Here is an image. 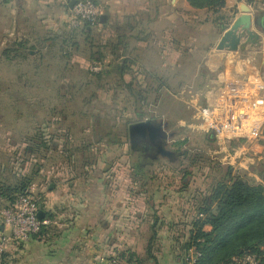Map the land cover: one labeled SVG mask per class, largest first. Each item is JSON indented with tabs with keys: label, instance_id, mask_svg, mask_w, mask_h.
<instances>
[{
	"label": "crops",
	"instance_id": "obj_1",
	"mask_svg": "<svg viewBox=\"0 0 264 264\" xmlns=\"http://www.w3.org/2000/svg\"><path fill=\"white\" fill-rule=\"evenodd\" d=\"M19 1L0 0V9L17 8L21 13L23 7L18 5ZM23 1L27 7L33 4V15L45 19L43 28L47 23H53L55 12L64 11L66 4V0ZM96 1L107 20L101 30L110 36L120 28L126 31L129 39L126 58L134 63V68L139 67L144 72L149 81L148 88L155 83L158 91L164 90L163 75L168 78L169 73L181 79L177 94L184 90L186 83L181 81L189 78V72L191 80L198 85L202 79L206 80L211 90L201 93L203 106H191L198 127L203 128L206 122L202 110L212 109L218 103L228 81L235 78L264 81V0H226L225 7L218 14L208 9H195L188 0ZM244 4L257 17L258 27L254 26L253 30L258 37L246 50L218 51L216 47L223 33L242 14ZM64 13V23H67L68 16ZM219 15L225 19L217 24L214 20ZM43 30V35L33 32V40L47 38L53 31ZM0 31L6 34V30ZM140 32H143L141 36ZM15 36L14 45L20 40V34ZM35 47L44 49L47 46L33 41V49ZM35 52L33 50V56ZM160 72L163 75L158 74ZM131 78V75L127 76V79ZM250 143L242 149V155L255 150L254 158L262 159L264 136ZM116 151L107 150L103 157L99 156L94 166L82 170L85 176L73 179L67 168H61L51 181L46 180L47 191L40 189L42 211L45 216L49 213L57 215L64 226L53 233H45L41 240L32 239L9 246L5 252V264H110L109 260L120 254L145 257L154 230L157 236L153 253L158 264H183L179 236L190 230L194 194L206 186L199 188L192 181L188 186L160 181L153 185H135L131 167H114L117 153L121 158L123 155L122 150ZM156 173L162 178L169 175V171L160 172L159 169ZM4 174L0 181L8 178ZM1 205L9 203L4 199ZM0 232L8 233L1 222ZM153 263L151 259L148 264Z\"/></svg>",
	"mask_w": 264,
	"mask_h": 264
},
{
	"label": "rangeland",
	"instance_id": "obj_2",
	"mask_svg": "<svg viewBox=\"0 0 264 264\" xmlns=\"http://www.w3.org/2000/svg\"><path fill=\"white\" fill-rule=\"evenodd\" d=\"M20 4L23 7L21 13L17 12V8L14 10H9V7L0 9V30H6V34L0 31V179L3 173L11 177L14 169L22 173L28 170L33 171V164L36 161L43 162L41 155H37L33 163V151L27 153L29 147L33 149V142H30V139L39 128L43 129L47 135L57 132V127L53 125L56 120L62 121L60 124L62 132H59L60 141L66 140L64 134L71 135L73 144L68 148L74 151V159L81 167L87 160L83 158L80 151L75 152V149L82 148L84 141L91 140L93 133L91 117L97 114L95 112H100L93 111L92 116H86L84 111L89 109L87 111L89 112L91 106L85 105V99L93 98V94L97 92L100 100L94 97L93 104L97 103V100L99 104L103 102L109 106L114 104V92L108 94L104 91L107 85L105 88H97L96 85L89 88L86 87L87 85L84 86L91 79L88 74L91 65L88 60V45L82 43L80 51L73 47L71 58L59 52L62 44L61 37L69 31V27L64 23L65 10L56 11L53 23H47V26L43 28L42 21L45 19H40L39 15H33V4L27 7L23 0L18 2V5ZM43 29L53 30L49 31L51 36L47 37L49 38L47 42L41 40L42 37L33 40V32L37 31L43 35ZM17 33L20 34L19 42L25 44L24 49L18 50L14 45ZM57 37L60 38L57 41L54 40ZM84 40L85 38H80L81 42ZM33 41L44 43L47 47L33 49ZM33 50L36 51L34 56ZM158 74L163 75V72ZM169 75L168 78L163 76L164 82L171 89L156 92L157 85L152 83L156 86L151 84L150 90L152 91L149 92L148 102L144 109L146 113L156 116L163 126H157L155 131L150 132L139 127L137 130L143 131L144 138L138 142L131 139V143L133 142L131 147L133 146L135 151L132 152L130 145L126 144L121 149L122 158L115 154L119 158L115 159L114 167H132L137 162L146 166L154 164L160 172L169 171V175H163L164 178L161 180L163 182H160L164 184L181 183L183 179L181 169L186 168L195 173L187 179L199 187H205V184L209 185L213 182L214 175L226 169L228 157L231 155L235 157L237 164H241L242 167H239V170H244L250 178L262 182L259 172L264 169V156L262 159L254 158L255 150L250 151L248 155H242V149L250 145L252 141L233 146L234 150L231 154H227L224 146L219 141H210L209 134L204 133L203 128L198 127L194 120L195 110L191 109V106H203L201 104L204 103V96L201 93L209 87L205 85L202 89L201 84H206V80L202 79V83L198 85L191 80L189 72V78H183L181 81L186 83L184 90L177 94L176 90L179 88L178 84L181 79L175 77L173 73ZM113 78L105 79L102 85L114 84ZM70 85L76 88L69 90ZM119 106L120 116L125 108L126 114L134 116L133 104L127 92L122 94ZM123 128L121 125L115 132L120 134ZM133 132L135 133L136 130H133L132 124L129 135L131 136ZM177 141H183V144L175 146ZM177 149L189 152V157L180 167L179 163L174 164L168 160L172 159L171 151ZM105 151L104 147L96 145L91 148V153L96 156L103 157L106 154ZM44 152L40 154L43 155ZM52 154L54 158L49 159V162L46 161V166L41 170L43 174L47 173L50 176L49 180L51 176L58 175L64 162L56 152ZM87 156H92V154L90 155L89 152ZM35 170H38L37 166ZM42 181L43 178H36L32 184H35L39 191L40 189L47 191Z\"/></svg>",
	"mask_w": 264,
	"mask_h": 264
},
{
	"label": "trees",
	"instance_id": "obj_3",
	"mask_svg": "<svg viewBox=\"0 0 264 264\" xmlns=\"http://www.w3.org/2000/svg\"><path fill=\"white\" fill-rule=\"evenodd\" d=\"M71 1L66 0V4H64L65 12L67 11L66 14L68 16L66 25L69 27V31L61 37L62 44L59 52L61 55L71 58L73 47L80 51L82 43L88 45V60L91 64L95 62L103 64L104 69L101 72H93L89 69L88 74L91 79L84 86L87 85L86 87L89 88L96 85L97 88H105L107 85L108 87L104 91L108 94L114 92V104L112 106L105 102L99 104L100 98L97 97V92L93 94V98L99 99L97 103L93 104V98L85 99V105L91 106L89 112H87L89 109L84 111L86 116H92L93 111L100 112H95L97 114L91 117V129L93 131L91 140L84 141L82 148L75 149V152L80 151L83 158L87 160L81 167L79 162L74 159V151L68 148L73 144V140L70 138L71 135L64 134L63 136H65L66 140L60 141L61 134L59 132H62L61 120L53 122V125L57 127V132L55 133L47 135L43 129L39 128L40 130L38 129L37 133L30 139V142H33V149L29 147L27 153L33 151V163L36 161L34 157H38L37 155H41L40 158L43 162L36 161L33 164V171L28 170L27 167L28 171L22 174L14 169V172L11 173L10 171L11 177L0 181V207L4 206L1 205V201L4 199L9 203L7 206L14 204L22 194L27 192L32 185V181L34 183L36 178H43V183L45 182V185H48L47 181L50 176L47 173L43 174L41 170L49 162V159L54 158L52 153L56 152L64 160L62 169L67 168L70 177L75 179L78 176H85V171L83 174L82 170L94 166L99 159V156L91 153L93 146L104 147L105 152L114 149L118 152L126 144H129L131 148L130 126L146 120L156 119V116L150 115L144 110L148 102L149 92L152 91L147 86V83H149L148 78H146L139 67L134 68V63L126 58L129 48V39L126 36V31L120 28L114 36H110L107 33L104 34L101 28L107 25V20L103 21L102 19H99L96 24L85 22L77 29H72L69 21L71 10L69 5ZM89 1L98 5L96 0ZM188 2L195 9H208L213 14L220 13L226 4V0H188ZM224 19L225 16L219 15L214 22L218 24V21ZM142 34L143 32H140L139 36ZM81 37L85 38L83 42L80 41ZM58 38L60 37L54 38V40L57 41ZM47 39L49 38L44 37L41 40L47 41ZM24 45L22 42L15 44L19 48L18 50L24 49ZM129 75L132 77L131 80L127 79ZM110 77H114L115 83L102 85L105 79ZM154 81L157 82L158 79L155 78ZM164 81L165 79H163V83H165ZM163 85L165 87L164 90H170L166 83ZM205 85L201 84L202 89ZM73 88H76V86H69V90ZM206 90L210 91L211 88ZM155 91L158 92V90ZM124 92L128 93V97L133 104L134 116L126 114V108L123 109L120 116L119 103ZM121 125L124 128L120 134H117L115 130ZM208 137L210 141L218 142V139L213 135ZM244 143H246L245 139H237L234 141L233 146H240ZM182 144L183 141L175 142V146ZM97 149L99 150V148ZM42 151H45L43 155L40 154ZM131 151L133 152L132 148ZM87 152H90L92 156L88 157ZM171 152L172 159L169 158L168 160L174 164L179 163V167L189 157V152L186 150L177 149ZM35 166H37L38 170H35ZM131 168L134 170V175L132 176L135 185H153L157 181L163 182L161 181V175L156 173L158 169L155 168L154 164L146 166L141 162H137ZM223 170L219 171V174L214 175V180L211 184H205V189H197L194 194L192 207L194 217L190 224L191 228L189 231L183 232L178 240L182 263L187 264L188 251L194 248L199 254L195 264H239L238 261L247 255H256L260 260V264H264V169L259 172L262 182L250 178L244 170H239L230 165H226V169ZM181 172L183 175L181 184L188 186L190 180L187 178H190L195 173L186 168L181 169ZM46 216L52 220L59 218L57 215L50 213ZM54 230L59 229L56 226L44 227L40 234L33 236L32 239L41 240L45 233H53ZM156 236L157 234L154 230L153 236L149 240L145 257H140L136 254H120L111 258L109 263L148 264L152 259L154 260L153 264H158L153 253ZM4 260L5 254L1 264H5Z\"/></svg>",
	"mask_w": 264,
	"mask_h": 264
},
{
	"label": "built area",
	"instance_id": "obj_4",
	"mask_svg": "<svg viewBox=\"0 0 264 264\" xmlns=\"http://www.w3.org/2000/svg\"><path fill=\"white\" fill-rule=\"evenodd\" d=\"M104 15L101 6L89 0H77L70 10V27L77 29L83 23L96 24ZM104 65L92 63L90 70L101 72ZM206 118L203 132L213 135L227 148V154L234 150L237 139L256 141L264 136V81L259 79L235 78L222 88L218 103L212 109L202 110ZM228 165L239 168L234 156L229 155ZM42 195L35 184L22 194L14 204L0 207V222L7 234L0 232V264L9 246L30 241L40 234L44 227L63 228L60 218L52 220L45 216L39 218ZM187 264H195L198 253L194 248L189 251ZM239 264H260L256 255H247L238 261Z\"/></svg>",
	"mask_w": 264,
	"mask_h": 264
},
{
	"label": "water",
	"instance_id": "obj_5",
	"mask_svg": "<svg viewBox=\"0 0 264 264\" xmlns=\"http://www.w3.org/2000/svg\"><path fill=\"white\" fill-rule=\"evenodd\" d=\"M76 3H77V0H72L69 5L70 9H72ZM241 12L242 14L238 16L230 24L228 30H226L223 33L216 47L218 51L238 52V51L246 50L249 48L248 47L249 44L256 37H258V34H256L253 30L254 26L258 27L256 26L258 24L257 17L253 16L252 10L245 4L241 7ZM101 19L105 21L106 15H103ZM157 126H163L162 122L158 121L157 119L146 120L141 123L133 124V130H136V132L135 133L133 132L131 134L130 142H131V139L132 141L134 140L138 142L144 138V135L142 133L143 131L137 130L139 127H143L144 129H147L148 132H150L151 130L155 131V128H157ZM132 150L135 151V148L133 147ZM44 217H45L44 211H40L39 218L43 219Z\"/></svg>",
	"mask_w": 264,
	"mask_h": 264
}]
</instances>
